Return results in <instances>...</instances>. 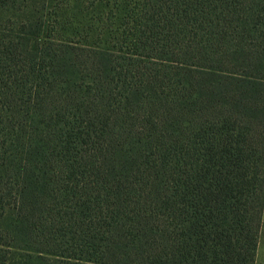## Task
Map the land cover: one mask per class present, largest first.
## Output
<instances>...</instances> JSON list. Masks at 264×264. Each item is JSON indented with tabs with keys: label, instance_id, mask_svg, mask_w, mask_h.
Instances as JSON below:
<instances>
[{
	"label": "trees",
	"instance_id": "1",
	"mask_svg": "<svg viewBox=\"0 0 264 264\" xmlns=\"http://www.w3.org/2000/svg\"><path fill=\"white\" fill-rule=\"evenodd\" d=\"M264 0H0V264H255Z\"/></svg>",
	"mask_w": 264,
	"mask_h": 264
},
{
	"label": "rangeland",
	"instance_id": "2",
	"mask_svg": "<svg viewBox=\"0 0 264 264\" xmlns=\"http://www.w3.org/2000/svg\"><path fill=\"white\" fill-rule=\"evenodd\" d=\"M255 264H264V212Z\"/></svg>",
	"mask_w": 264,
	"mask_h": 264
}]
</instances>
